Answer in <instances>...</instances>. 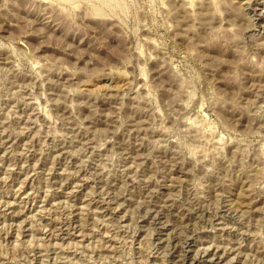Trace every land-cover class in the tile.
<instances>
[{"label": "rangeland", "instance_id": "rangeland-1", "mask_svg": "<svg viewBox=\"0 0 264 264\" xmlns=\"http://www.w3.org/2000/svg\"><path fill=\"white\" fill-rule=\"evenodd\" d=\"M0 264H264V0H0Z\"/></svg>", "mask_w": 264, "mask_h": 264}, {"label": "bare ground", "instance_id": "bare-ground-1", "mask_svg": "<svg viewBox=\"0 0 264 264\" xmlns=\"http://www.w3.org/2000/svg\"><path fill=\"white\" fill-rule=\"evenodd\" d=\"M208 1V0H207ZM186 2V1H185Z\"/></svg>", "mask_w": 264, "mask_h": 264}]
</instances>
